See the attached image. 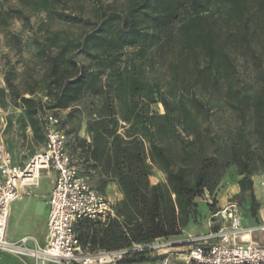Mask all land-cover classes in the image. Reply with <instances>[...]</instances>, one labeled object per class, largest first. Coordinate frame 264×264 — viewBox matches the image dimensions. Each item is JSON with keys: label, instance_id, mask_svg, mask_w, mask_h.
I'll use <instances>...</instances> for the list:
<instances>
[{"label": "rangeland", "instance_id": "rangeland-1", "mask_svg": "<svg viewBox=\"0 0 264 264\" xmlns=\"http://www.w3.org/2000/svg\"><path fill=\"white\" fill-rule=\"evenodd\" d=\"M197 3L0 0V144L18 159L33 158L45 150L43 118L56 116L68 140L67 151L81 174L121 206L125 220L130 210L124 207L120 174L128 168L137 172L140 167L126 156L127 150L146 165L148 178L141 180V186L147 192L155 185L170 192L165 174L152 158V142L166 150L175 168L185 165L191 181L204 157L214 159L211 192L201 199L196 221L174 240L199 236L208 224L218 228L223 220L213 217L229 203H237L242 212L252 215L250 192L242 191L239 182L244 178L240 163L247 153L252 181L264 190V145L256 137L255 122L251 114L243 120L229 107L224 83L220 92L209 89L213 69L206 68L193 89L191 67L184 58L192 40L198 38L197 17L214 15L221 43L237 66L230 87L255 94L264 85V0ZM137 4L141 8L132 13L138 29L136 44L120 48L117 29ZM64 15L75 20L65 21ZM111 17L118 20L107 26ZM102 28L106 32L82 46L86 37ZM70 60L87 69L88 86L67 109H53L51 97L60 79L76 78ZM23 97L36 102L33 117L20 102ZM164 98L171 104L169 116ZM193 99L209 108L208 116ZM40 177L42 184L48 182ZM107 224L90 225L85 231L90 238L81 243L92 254L99 251L91 243L92 233L103 231ZM147 252L154 260L151 264H161L168 251Z\"/></svg>", "mask_w": 264, "mask_h": 264}, {"label": "trees", "instance_id": "trees-1", "mask_svg": "<svg viewBox=\"0 0 264 264\" xmlns=\"http://www.w3.org/2000/svg\"><path fill=\"white\" fill-rule=\"evenodd\" d=\"M193 6L197 5L198 0H190ZM141 8V4H137L126 19L121 22V26L117 29V46L120 48L132 47L136 44L138 29L132 13ZM65 21L72 22L75 19H69L64 15ZM118 19L111 17L107 20L106 25ZM197 28L199 31L198 38L192 40L189 46L188 54L184 58L185 62L191 67L192 88L195 89L202 80L205 69H213V73L209 80V89L220 92L221 83L226 86L225 98L228 100L229 107L243 120L248 114H251L255 122V134L260 143L264 145V85L259 90L251 94H242L239 91H233L230 87L231 80L237 74V66L232 56L224 49V43H221L217 18L214 15H203L197 17ZM106 32L105 28L98 29L94 33L86 37L85 45L91 38H99L100 33ZM70 64L76 70V78L67 80L61 78L58 83L56 93L51 97L53 101V109L64 110L76 103L89 82L87 69L78 67L77 63L70 60ZM229 87V88H228ZM194 103L200 107L206 116L209 115V108L193 99ZM23 107L28 111L30 116H34L37 112L36 102L32 99L20 98ZM162 104L167 112L171 114V104L165 98ZM34 132L38 129L32 126ZM151 154L153 160L159 165L166 176V181L170 192L160 185H155L149 192L145 191L141 186V180H147L148 171L145 163L131 151H126V156L136 160L139 169L136 171L128 170L120 174L121 185L125 195L124 207L128 210V215H123L120 205L116 207L117 218L106 223V229L103 231H93L91 243L98 249L119 250L124 248H132L133 245H147L158 239H170L182 235L183 231L196 221L199 215V206L201 199L205 196V192H211L210 189V171L214 166V159L203 158L197 175L191 181L188 169L185 165L175 168L173 160L168 156L166 150L156 142L151 143ZM237 159V151H234ZM184 158V161H187ZM241 175L244 178L239 182L242 191L248 190L251 197V211L256 215V198L253 191L252 173L249 171V157L245 153ZM174 196L175 201L172 200ZM126 209V210H127ZM89 221L82 222L78 226L80 240L86 242L90 238V225H98ZM148 252L141 253L131 252L126 255L117 264H151L154 260L149 259Z\"/></svg>", "mask_w": 264, "mask_h": 264}, {"label": "built area", "instance_id": "built-area-1", "mask_svg": "<svg viewBox=\"0 0 264 264\" xmlns=\"http://www.w3.org/2000/svg\"><path fill=\"white\" fill-rule=\"evenodd\" d=\"M45 150L18 165L0 144V257L31 259L34 264H115L131 252L168 251L161 264H264V244L250 242L254 233L264 234V224L243 227V213L237 203L227 204L213 218L223 222L214 230L180 243L158 239L147 245H133L114 251L91 253L81 243L82 222L106 223L117 218V204L98 192L82 175L67 151V137L54 115L43 118ZM42 172L55 173L47 198V238L41 246L33 237L16 242L7 239L12 204L38 185ZM28 193V192H27ZM176 247L185 250L177 251Z\"/></svg>", "mask_w": 264, "mask_h": 264}, {"label": "crops", "instance_id": "crops-1", "mask_svg": "<svg viewBox=\"0 0 264 264\" xmlns=\"http://www.w3.org/2000/svg\"><path fill=\"white\" fill-rule=\"evenodd\" d=\"M13 158L18 165H23L31 159H18L14 155ZM41 175L44 176L48 182L42 184L40 177L38 185L30 188L27 191L28 193H23L11 206L7 229V239L11 242H16L24 237H33L41 246H45L46 244L49 214L47 198L53 187L52 180L55 177V173L42 172ZM262 186L263 184H261V187ZM253 191L257 202L256 205H258V210L256 211L255 216L253 214L246 215V212H242V224L245 228H251L264 224V190L259 189L255 181H253ZM211 223H213V219H211ZM212 230H214V227H211V225L208 224L205 225L204 232L200 234H206ZM174 238L175 237L170 238L169 241L172 243L182 242L174 240ZM250 242L264 244V234H252L250 236ZM175 250H184V248L176 247ZM1 257L0 264H34V261L31 259L22 260L18 258Z\"/></svg>", "mask_w": 264, "mask_h": 264}]
</instances>
